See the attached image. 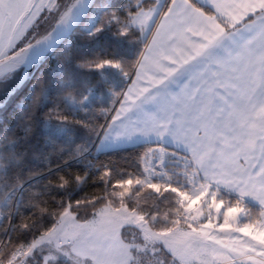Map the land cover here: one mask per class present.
Segmentation results:
<instances>
[{"label":"snow or ice","instance_id":"6c2138e0","mask_svg":"<svg viewBox=\"0 0 264 264\" xmlns=\"http://www.w3.org/2000/svg\"><path fill=\"white\" fill-rule=\"evenodd\" d=\"M0 264H264V0H0Z\"/></svg>","mask_w":264,"mask_h":264}]
</instances>
